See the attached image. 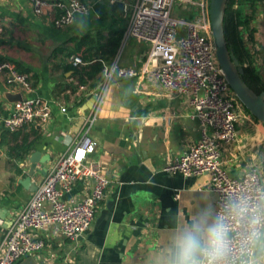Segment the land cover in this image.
<instances>
[{
  "label": "crops",
  "instance_id": "crops-1",
  "mask_svg": "<svg viewBox=\"0 0 264 264\" xmlns=\"http://www.w3.org/2000/svg\"><path fill=\"white\" fill-rule=\"evenodd\" d=\"M78 1L89 7L88 15H77L70 26L57 29L52 24L55 10L34 16L27 0H0V61L26 69L32 88L24 93L6 85L0 72V106L11 104L3 98L6 91L54 101L45 124L32 123L16 135L0 125V239L32 196L18 183L27 175L29 153L35 149L49 155L51 165L87 137L95 143L89 159L110 182L89 229L75 241L65 239L53 226L34 231L44 248L15 264H165L173 233L202 210L216 211L209 175L185 178L162 172L200 138L201 126L184 97L169 96L160 87L147 64L148 43L132 38L121 40L116 57L104 68L115 61L133 74L113 75L96 119L87 128L84 121L92 116L94 104L82 106L90 94L77 88L71 57L80 55L83 61L88 54L85 47L77 51L82 37L104 45L111 32L124 34L127 17L111 10L113 0ZM230 10L243 66L264 87V0H232ZM25 136L32 143L27 156H11L10 147L21 144ZM221 160L230 176L252 167L264 182V124L245 110L235 140L222 149ZM43 178L34 174L31 180L39 187ZM92 185V180L88 187L78 182L62 199H82Z\"/></svg>",
  "mask_w": 264,
  "mask_h": 264
},
{
  "label": "built area",
  "instance_id": "built-area-1",
  "mask_svg": "<svg viewBox=\"0 0 264 264\" xmlns=\"http://www.w3.org/2000/svg\"><path fill=\"white\" fill-rule=\"evenodd\" d=\"M34 16L56 11L52 19L55 28L70 26L77 15H88L89 7L78 0H27ZM174 5L192 7L198 12L193 21L174 17ZM127 27L123 41L139 39L148 43L147 64L160 87L169 96H181L187 101L201 126L200 138L188 144L181 156L163 167L162 172L185 178L207 174L210 190L216 196V211L229 200L243 199L255 204L264 194V182L256 168H248L240 176L232 177L221 160L222 149L236 137V125L244 107L229 87L218 66L211 37L209 0H132L124 4ZM2 24L0 22V31ZM264 53V51H263ZM73 67L85 65L80 55L71 57ZM5 84L32 92L29 76L15 66L0 61ZM131 76L133 73L117 67L116 62L105 67L104 81L95 91L92 116L87 128L96 119L104 94L113 75ZM84 91V86H79ZM50 102L40 97H23L8 107L0 106V125L17 132L32 123L45 124L50 119ZM65 112V109H61ZM95 143L84 137L68 152L56 157L41 184L26 206L15 215L0 239V264H15L23 257L36 255L45 244L35 238L34 231L53 226L65 239L75 241L89 229L110 182L101 169L89 159ZM89 193L79 200H63L76 183L88 187Z\"/></svg>",
  "mask_w": 264,
  "mask_h": 264
},
{
  "label": "clouds",
  "instance_id": "clouds-1",
  "mask_svg": "<svg viewBox=\"0 0 264 264\" xmlns=\"http://www.w3.org/2000/svg\"><path fill=\"white\" fill-rule=\"evenodd\" d=\"M165 264H264V194L202 210L173 233Z\"/></svg>",
  "mask_w": 264,
  "mask_h": 264
},
{
  "label": "water",
  "instance_id": "water-1",
  "mask_svg": "<svg viewBox=\"0 0 264 264\" xmlns=\"http://www.w3.org/2000/svg\"><path fill=\"white\" fill-rule=\"evenodd\" d=\"M227 0H209V21L211 29V37L214 45V51L218 66L220 67L229 87L241 102L243 107L258 121L264 124V91L256 93L243 80V69L239 65L237 59L228 50L227 41L224 30V15ZM111 10L119 14L124 13V3L120 0H113ZM3 98L13 104L23 99L21 93L4 92ZM96 100L95 95H89L83 101V105L90 102V107ZM89 108H84L89 109ZM28 172L24 179H20L18 183L23 189L35 192L37 186L32 182L34 174L45 176L50 168V156L43 155L41 152L33 149L27 156Z\"/></svg>",
  "mask_w": 264,
  "mask_h": 264
},
{
  "label": "trees",
  "instance_id": "trees-1",
  "mask_svg": "<svg viewBox=\"0 0 264 264\" xmlns=\"http://www.w3.org/2000/svg\"><path fill=\"white\" fill-rule=\"evenodd\" d=\"M231 4L232 0H227L224 15V30L228 50L237 59L239 65L243 69V80L253 91H255L256 93H260L264 91V87L260 85L253 71L249 67L243 66L245 60H243L241 56V46L240 43L237 41L236 32L231 19ZM122 39L123 32H111L109 38L105 41L104 45H100L97 40L89 36L82 37L79 40V42L77 43V51H79L82 47H85L88 54L83 57V62L87 63L86 65L74 67L75 74L77 75V88L79 86H84L85 94H88L89 92L95 91L99 88V86L104 81V64L112 63L120 48V43ZM93 50H95L96 53L92 55ZM92 60L94 61L91 62ZM17 71L20 73H28L26 69L18 68ZM6 132L10 133L8 131ZM33 132L34 134L37 133V131L35 130H33ZM16 133L17 132L10 134L16 135ZM35 138H37V135H35ZM31 146L32 143L28 142V136H25L24 138H22L21 144H16L13 147H10V155H18L20 158L23 159L31 150Z\"/></svg>",
  "mask_w": 264,
  "mask_h": 264
},
{
  "label": "rangeland",
  "instance_id": "rangeland-1",
  "mask_svg": "<svg viewBox=\"0 0 264 264\" xmlns=\"http://www.w3.org/2000/svg\"><path fill=\"white\" fill-rule=\"evenodd\" d=\"M192 7L186 6L181 7L178 5H174V17L180 18L184 21H193L196 17H198L199 13L192 11Z\"/></svg>",
  "mask_w": 264,
  "mask_h": 264
}]
</instances>
